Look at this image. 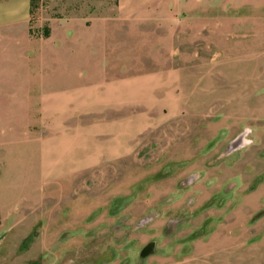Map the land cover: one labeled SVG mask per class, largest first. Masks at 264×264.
I'll return each mask as SVG.
<instances>
[{
    "label": "rangeland",
    "instance_id": "rangeland-1",
    "mask_svg": "<svg viewBox=\"0 0 264 264\" xmlns=\"http://www.w3.org/2000/svg\"><path fill=\"white\" fill-rule=\"evenodd\" d=\"M92 1L87 2L97 14L115 4V0H101L93 6ZM11 2L19 15L26 11L27 0H0ZM36 3L29 20L22 19L15 42H21L24 30L29 34L32 29L29 38L39 41L45 57L27 65L33 51L22 50L19 54L25 67L17 70L9 64L7 78H0V264H264V210L242 216L235 208L244 202V194L255 190L259 177L253 178L244 194L218 184L216 190L223 189L200 207L201 164L197 162L199 138L205 133L207 140L220 127L225 128L224 136L230 134V144L219 156L250 147L257 133L264 143V40L246 34L245 27L239 28L238 35L217 31L203 40L197 27L181 21L173 27V41H169V27L168 31L151 27L158 35L153 40L143 36L140 48L134 44L140 51L137 57L129 42L102 57L94 47V66L101 68L96 73L74 64L70 51L42 35L50 20L69 17L70 0ZM84 3L75 0L73 6L78 5L79 13L84 14ZM130 80L141 81V94L119 110L127 130L141 128H137L135 148L126 159L46 176L51 170L44 171L45 144L58 143L73 125L72 102L57 114L66 130L49 120L61 102L78 92L122 86ZM113 108L116 105L99 107L100 114L108 112L111 120L118 114L109 113ZM246 162L244 157L235 162V182L241 183V189L251 175ZM257 166L251 173H260L262 167ZM160 167L155 184V190L162 193L160 199L152 205L149 196L142 195L136 206L125 201L127 215L133 205V210L144 213L137 221L127 218L123 230L82 235L68 227V218H61L67 213L64 211L58 212L57 227H44L43 217L53 206L45 207L48 200L64 208L90 193L105 199L107 189L118 188L123 181L132 184L134 179L144 193L155 182L153 178L148 181L152 171ZM168 170L185 174L175 180L166 177ZM229 197L236 205L223 209ZM199 215L208 221L204 227L198 226ZM151 242L155 243L152 252L142 257V248Z\"/></svg>",
    "mask_w": 264,
    "mask_h": 264
},
{
    "label": "crops",
    "instance_id": "crops-1",
    "mask_svg": "<svg viewBox=\"0 0 264 264\" xmlns=\"http://www.w3.org/2000/svg\"><path fill=\"white\" fill-rule=\"evenodd\" d=\"M74 1L70 0L71 10L68 18L49 21V37L53 38V43L57 42L65 51L71 52V61L74 64L89 68L91 72H101V68L94 66V47H97V54L102 57L112 51V48H116L115 46H118L119 49L121 44L129 42L133 56L137 57V53L140 51L137 52L134 44L140 48L143 36L153 40L152 37L158 35L157 32L153 33L151 27H157L163 31H168L169 27V41H173V27L179 25L181 21L185 26L197 27V33L203 40H206L207 34L217 31L221 33L230 31L238 35L239 28L242 27H245L246 34L258 36L257 41L264 40V0H115L112 7L106 8L100 14L91 9L88 3L90 0H85V6L82 9L86 12L81 14L79 13L80 7L73 6ZM95 1L101 3V0H93L91 2L93 6ZM29 18L30 0H27L26 11L21 15H19V9L14 2L0 3V67H4V70L0 71L2 79L7 78L9 69L7 65L13 64L14 69L17 70L25 67L22 66L19 54L22 50L33 51V58H28L27 65L35 61L39 63L38 58L45 57V53L42 52L43 48L39 46V41L29 38L30 29L28 30L29 34H25L24 30L21 42H15L19 41L15 40L17 37L15 35L23 24L22 19L25 21ZM144 27L147 28L143 34ZM249 27L250 29H248ZM260 36L261 38H259ZM56 55V47H54L53 56ZM140 82L139 80H130L123 83L122 86L111 84L107 89L97 88L86 93L78 92L70 99L62 101L49 120L56 121L55 127L58 126L62 130H66L63 119L58 118L57 114L63 111L64 104L72 102L75 104L70 115L73 125L70 127V134L63 132L64 137H61L58 143L45 144L43 149L44 171L51 170V172L44 174L48 176L52 173L65 172L63 170L94 169L102 164H116L125 160L127 155L132 152V148H135L133 139L138 136L137 128H141V126L130 127V130H127L124 113H120L119 107L126 103L136 102L138 95L141 94ZM104 105H109V107L116 105V108L108 109V111L109 113L117 111L118 114L112 115L111 120V115L108 112L105 115L100 114L99 107ZM224 129V127H220V131H216L215 135L207 140L204 136L205 133L199 138L197 162L201 164L200 167L198 166L200 207L210 201L214 194L222 188L216 190L218 184L227 190L241 191L244 194L249 185H253V178L259 177V181L254 183L255 190L244 194V202L240 206L236 203L232 204L233 197H229L227 202L225 201L228 205L226 204L227 206L223 209L236 205V211L239 208V213L243 214L242 216H248L249 213L258 209L264 210V143H261V139L257 138L259 135L257 133L255 142L250 147L243 151H233L225 156L224 154L219 156L225 146L230 144V134L224 136L226 134ZM53 144H56L55 148L52 147ZM181 151L183 150L181 149ZM241 157L247 160V167L250 168L248 172L251 174L244 189L239 186L241 185L239 181L235 182V175L238 173L235 172V162L237 158ZM210 162L213 166L207 167L206 164ZM256 165L258 168L262 167V170L255 175L253 172L251 173V170ZM161 170L160 167V169L152 171L148 181L150 182V179L153 178L155 182H150L144 193H141L139 189L141 183H136L138 181L134 179L132 184H126L123 181L119 183L118 188L107 189L105 199L100 196L98 199L94 198L90 193L66 203L64 208L55 202L51 204V201L48 200L45 207L53 206L43 217L44 227H57V220L61 217L58 212L64 211L67 212L66 216L62 215L61 218H68V227L82 235L83 232H85L84 234H102L108 230L119 232L123 230L122 224L126 220L129 219L132 222V220L141 219L144 211L133 210V207L136 202L141 200L142 195L149 196L147 200L151 204L160 199L162 193L159 194L155 190V184L157 183L156 177L161 174ZM184 174V171L173 172L171 170L166 177H173L177 180ZM56 185L62 186L58 182H55ZM210 186L214 188L213 191ZM127 188H129L128 191H126ZM125 201L134 203L129 208L131 209L129 215L126 212L127 203ZM144 207L146 209V206ZM223 214L224 211L219 216H223ZM200 216L201 221L198 226L204 227L205 222L208 221L206 217ZM219 216L217 217L219 218Z\"/></svg>",
    "mask_w": 264,
    "mask_h": 264
},
{
    "label": "trees",
    "instance_id": "trees-1",
    "mask_svg": "<svg viewBox=\"0 0 264 264\" xmlns=\"http://www.w3.org/2000/svg\"><path fill=\"white\" fill-rule=\"evenodd\" d=\"M36 4H37L36 3V0H30V13H32L34 11V8L36 7L35 6ZM30 34L31 35L34 34L33 31H32V29H30ZM42 35L44 37H49V35H50V28L43 30Z\"/></svg>",
    "mask_w": 264,
    "mask_h": 264
},
{
    "label": "water",
    "instance_id": "water-1",
    "mask_svg": "<svg viewBox=\"0 0 264 264\" xmlns=\"http://www.w3.org/2000/svg\"><path fill=\"white\" fill-rule=\"evenodd\" d=\"M154 246H155V243L154 242H151V243L147 244L146 246H144L142 248V250L140 252V255L142 257H145V256L149 255L152 252Z\"/></svg>",
    "mask_w": 264,
    "mask_h": 264
}]
</instances>
